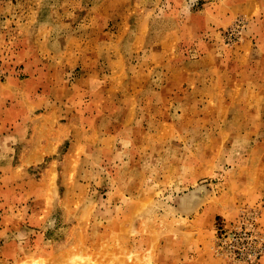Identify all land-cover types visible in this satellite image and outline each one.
<instances>
[{"label": "rangeland", "instance_id": "rangeland-1", "mask_svg": "<svg viewBox=\"0 0 264 264\" xmlns=\"http://www.w3.org/2000/svg\"><path fill=\"white\" fill-rule=\"evenodd\" d=\"M74 260L264 264V0H0V264Z\"/></svg>", "mask_w": 264, "mask_h": 264}, {"label": "bare ground", "instance_id": "bare-ground-1", "mask_svg": "<svg viewBox=\"0 0 264 264\" xmlns=\"http://www.w3.org/2000/svg\"><path fill=\"white\" fill-rule=\"evenodd\" d=\"M200 190H201V189H200ZM200 190H199V191H200ZM192 191H193V190H192ZM202 191H203V190H202ZM201 193H203V192H201ZM204 193H205V190H204ZM193 195L195 196L194 192H193ZM196 196L198 197V195H196ZM199 197H200V196H199ZM202 197H203V196H202ZM202 197H201V198H202ZM203 198H204V197H203ZM195 202H196V201H195ZM203 202H204V201H203ZM191 203H192V202H191ZM189 204H190V203H189ZM182 205H183V204H182ZM190 206H191V205H190ZM173 208H174V207H173ZM189 208H190V207H189ZM169 209H171V207H170ZM142 210H143V209H142ZM172 210H173V209H172ZM173 212H174V211H173ZM178 212H179V211H178ZM176 213H177V212H176ZM32 261H33V260H32ZM39 261H40V260H39ZM88 261H89V260H87V262H83V261H80V260H74V261H73V264H92V262H93V261H92V262H91V261L88 262ZM30 262H31V261H30ZM94 262H95V261H94ZM27 263H28V261H27ZM68 263H69V262H68ZM23 264H24V263H23ZM32 264H40V263L37 262V261H36V262L34 261ZM42 264H43V263H42ZM93 264H94V263H93Z\"/></svg>", "mask_w": 264, "mask_h": 264}]
</instances>
